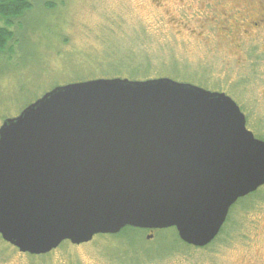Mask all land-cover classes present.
Segmentation results:
<instances>
[{
    "label": "water",
    "instance_id": "1",
    "mask_svg": "<svg viewBox=\"0 0 264 264\" xmlns=\"http://www.w3.org/2000/svg\"><path fill=\"white\" fill-rule=\"evenodd\" d=\"M263 185L235 101L169 77L56 85L0 124V237L31 255L127 226L204 247Z\"/></svg>",
    "mask_w": 264,
    "mask_h": 264
},
{
    "label": "rangeland",
    "instance_id": "2",
    "mask_svg": "<svg viewBox=\"0 0 264 264\" xmlns=\"http://www.w3.org/2000/svg\"><path fill=\"white\" fill-rule=\"evenodd\" d=\"M30 1L0 53V124L56 85L120 76L125 58L147 52L151 73L229 95L247 129L263 134L264 0ZM236 203V230L209 247L179 244L171 232L164 242L96 235L35 256L0 237V264H264V200L249 211ZM124 246L131 252L121 258Z\"/></svg>",
    "mask_w": 264,
    "mask_h": 264
},
{
    "label": "trees",
    "instance_id": "3",
    "mask_svg": "<svg viewBox=\"0 0 264 264\" xmlns=\"http://www.w3.org/2000/svg\"><path fill=\"white\" fill-rule=\"evenodd\" d=\"M32 7L31 1L30 0H0V22L2 21V24H0V53H3V50L8 46L9 41L13 39L14 32L12 31L11 27L14 25L16 22L15 20H18L23 17L24 13L29 11V9ZM146 54L139 55L138 60L136 57L132 54H128L129 56L122 61L123 66L125 69L122 71H119V73H122V75H115L114 77H127L129 79H134V80H144V79H149V78H156V77H162L159 73L160 70L156 73H151L152 69L151 68V62H152V57L151 54L147 52H143ZM260 55L254 56L256 60H259ZM154 74V75H152ZM177 74V73H176ZM264 121V119H261V122ZM261 126V130L264 129V123ZM255 136L263 139L264 140V132L263 134H259L256 131H254ZM262 188V187H261ZM261 188L256 190L253 193H250L246 195L243 198H240L237 201V206L241 205V208L239 209H244V210H250L254 207L255 202L260 200H264V192L261 191ZM236 206V207H237ZM237 209V208H236ZM233 206L229 210V214L227 216V219L222 226L219 234L217 237L212 241H216L220 237H230L231 234L228 232L236 230L237 227L234 228L235 221H236V216L240 212L235 213V219L233 220V215L232 213L236 210ZM242 211V210H241ZM165 232H171L173 233V236L175 238H172L174 242L177 243H182L173 228L169 229H160V230H153L152 232L146 231L144 229H138V228H133V227H124L121 229L117 234H107V235H97V238H107L109 239L110 243H115L114 239L118 238H134L138 237L139 240H142L145 242L146 237L144 236L145 233H152L153 238L152 242H156L158 239L161 242H164L167 237L165 236ZM165 233V234H164ZM154 239V240H153ZM212 242L208 244L206 247H209L212 245ZM69 243V242H68ZM130 243V242H129ZM70 244V243H69ZM186 245V244H184ZM188 246V245H186ZM191 247V246H189ZM205 248V247H203ZM119 252L122 253L123 255H120L121 258L123 256H126L124 254H129L131 252V249L129 247H122V249H119ZM171 253V252H170ZM115 257H110V260L120 262L119 259H117L116 255ZM120 258V257H118ZM139 261L136 260H131V259H124L122 258V264H138ZM120 264V263H119Z\"/></svg>",
    "mask_w": 264,
    "mask_h": 264
},
{
    "label": "flooded vegetation",
    "instance_id": "4",
    "mask_svg": "<svg viewBox=\"0 0 264 264\" xmlns=\"http://www.w3.org/2000/svg\"><path fill=\"white\" fill-rule=\"evenodd\" d=\"M253 26H257V25H253Z\"/></svg>",
    "mask_w": 264,
    "mask_h": 264
}]
</instances>
